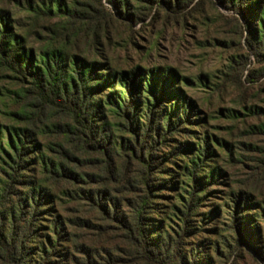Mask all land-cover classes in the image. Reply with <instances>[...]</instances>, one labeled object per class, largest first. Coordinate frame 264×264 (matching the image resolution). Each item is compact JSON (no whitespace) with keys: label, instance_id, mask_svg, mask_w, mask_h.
<instances>
[{"label":"trees","instance_id":"1","mask_svg":"<svg viewBox=\"0 0 264 264\" xmlns=\"http://www.w3.org/2000/svg\"><path fill=\"white\" fill-rule=\"evenodd\" d=\"M208 1L237 16L239 36L246 33L247 51L264 77V0ZM39 2H18L31 18L25 30L0 9V74L18 87L13 108L0 110V264H210L199 248H183L196 233L191 219L222 172L211 165L215 155L206 133L191 144L168 145L175 134L188 133L184 125L203 120H192V102L179 88L170 89L177 77L169 69H115L103 54L115 20L132 28L157 9L181 14L193 0ZM181 152L190 155L177 160ZM169 158L181 165L168 160L174 167L163 168ZM178 174L184 195L174 196L176 223L163 238L161 223L149 220L167 214L158 201L164 191L177 192ZM57 189L93 217L64 223L54 212ZM233 204L227 260L246 249L264 264L245 196H235ZM65 225L117 237L124 246L102 248L103 257L77 242Z\"/></svg>","mask_w":264,"mask_h":264},{"label":"rangeland","instance_id":"2","mask_svg":"<svg viewBox=\"0 0 264 264\" xmlns=\"http://www.w3.org/2000/svg\"><path fill=\"white\" fill-rule=\"evenodd\" d=\"M26 1L0 0V9L7 10L14 22L23 26V30L31 23V18L18 6V2L25 6ZM28 1L40 3V0ZM105 6L111 10L109 5ZM234 16L217 5L214 8L208 0H193L181 14L172 15L157 9L150 18L132 28L125 21L115 20L109 29V40H103V54L115 69L130 70L136 66L147 70L156 67L169 69L177 77L176 84L170 89L179 88L192 102V120H203L184 125L188 133L180 132L168 139V145L175 147L183 142L194 143V137L199 138V134L206 133L215 155L211 165L222 172L218 183L206 190L207 197L191 219L196 233L185 241L183 251L199 248L204 256H208L210 264H260L257 257L246 249L236 258L227 260L226 257L228 246L233 245L229 230L230 214L234 198L239 194L245 196V213L253 217L257 226L252 237L254 243L264 251V219L261 215L264 212V77H258V66L244 43L246 33L240 38ZM239 23L241 26V21ZM45 25L39 23V26ZM251 28L256 29L254 23ZM32 40L37 45V40ZM17 92L18 87L10 76L1 73L2 112L13 108L12 101ZM39 140L42 145L46 142L42 138ZM162 150L163 155L170 151L165 146ZM188 155L181 152L177 160L184 161ZM168 160L181 165L169 158L163 159V168L174 167ZM182 182L178 174L177 192L171 189L164 191L166 197L158 201L168 208L167 214L156 213L150 217L149 224L152 226L161 223L163 233L160 236L163 238L170 234L169 226L176 223L172 205L178 204L177 200L173 201L174 196L184 195L180 189L184 188ZM57 190L54 212L64 223L73 218L93 217L86 212L83 204L66 197L63 189ZM214 209L217 212L210 214ZM166 217L171 222L165 221ZM65 229L75 233L77 242L97 250L103 257L102 248L124 246L111 235L99 238L90 229L74 231L75 227L71 225H65ZM42 241L46 245V240ZM213 246L218 248L219 253ZM63 247L72 254L67 243Z\"/></svg>","mask_w":264,"mask_h":264}]
</instances>
